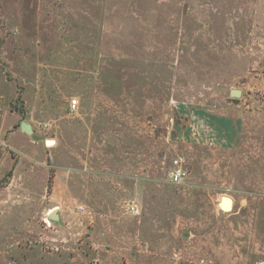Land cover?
Wrapping results in <instances>:
<instances>
[{
    "label": "rangeland",
    "instance_id": "374dc122",
    "mask_svg": "<svg viewBox=\"0 0 264 264\" xmlns=\"http://www.w3.org/2000/svg\"><path fill=\"white\" fill-rule=\"evenodd\" d=\"M0 264H264V0H0Z\"/></svg>",
    "mask_w": 264,
    "mask_h": 264
},
{
    "label": "water",
    "instance_id": "95a60500",
    "mask_svg": "<svg viewBox=\"0 0 264 264\" xmlns=\"http://www.w3.org/2000/svg\"><path fill=\"white\" fill-rule=\"evenodd\" d=\"M240 96H241V92L239 90H231L230 91V97L233 99V103L234 104H237L238 99H239ZM20 129H21V131L23 133L29 135L33 141H36V142L43 141V142L47 143V141L44 140L43 137H40V136H37V135L34 134L31 125H29V124H27L25 122H22L20 124ZM224 199L227 200V201H230V206H228L227 208H223L222 210L223 211H227V209L230 210L231 209V200L228 197H225ZM48 219L51 220V221H55V222L59 220V216H58L56 210L52 211L48 215Z\"/></svg>",
    "mask_w": 264,
    "mask_h": 264
},
{
    "label": "built area",
    "instance_id": "2783aa9c",
    "mask_svg": "<svg viewBox=\"0 0 264 264\" xmlns=\"http://www.w3.org/2000/svg\"><path fill=\"white\" fill-rule=\"evenodd\" d=\"M76 107H77V101L76 100L71 101V103H70V111L75 110ZM173 167H174V170L170 174L171 182L174 183V184H178L185 177L186 172L182 168V161H180V160H174L173 161ZM128 209H129V211H135V206L134 205H129Z\"/></svg>",
    "mask_w": 264,
    "mask_h": 264
},
{
    "label": "crops",
    "instance_id": "0c3cea01",
    "mask_svg": "<svg viewBox=\"0 0 264 264\" xmlns=\"http://www.w3.org/2000/svg\"><path fill=\"white\" fill-rule=\"evenodd\" d=\"M226 207H227V206L224 204V205H223V208H226Z\"/></svg>",
    "mask_w": 264,
    "mask_h": 264
}]
</instances>
